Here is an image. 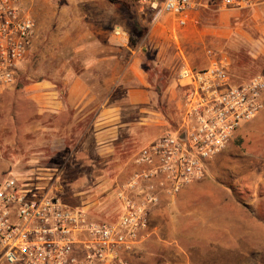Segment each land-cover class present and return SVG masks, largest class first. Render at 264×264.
<instances>
[{"label":"rangeland","instance_id":"374dc122","mask_svg":"<svg viewBox=\"0 0 264 264\" xmlns=\"http://www.w3.org/2000/svg\"><path fill=\"white\" fill-rule=\"evenodd\" d=\"M21 9L36 30L13 83L0 88V178L15 176L94 221L119 217L120 167L168 128L140 143L145 124L160 113L175 120L182 68L204 69L225 57L234 82L264 80V5L201 10L198 26L186 29L169 17L153 23L131 0H22ZM134 21L144 30L140 38ZM138 75L148 94L128 95ZM172 86L177 95L166 94ZM260 131L250 148L232 141L237 152L229 164L219 161L221 171L264 175ZM234 196L231 236L218 233L215 244L200 237L185 264H264V188Z\"/></svg>","mask_w":264,"mask_h":264},{"label":"built area","instance_id":"2783aa9c","mask_svg":"<svg viewBox=\"0 0 264 264\" xmlns=\"http://www.w3.org/2000/svg\"><path fill=\"white\" fill-rule=\"evenodd\" d=\"M131 1L153 23L169 17L179 29L197 27L201 10L264 5V0ZM21 2L0 0V88L13 83L32 48L36 23ZM229 68L221 57L204 69L180 70L176 118L135 155L134 164L145 169L134 172L118 192L121 211L115 221L91 220L52 193L15 176L0 178V264H127L122 256L134 249L147 228L157 191L174 195L202 179L207 163L264 109L263 78L236 83Z\"/></svg>","mask_w":264,"mask_h":264},{"label":"crops","instance_id":"0c3cea01","mask_svg":"<svg viewBox=\"0 0 264 264\" xmlns=\"http://www.w3.org/2000/svg\"><path fill=\"white\" fill-rule=\"evenodd\" d=\"M137 80L139 85L132 87L128 95H147V89L143 87L146 86L145 81L139 75ZM165 92L167 95L168 92L169 95L178 94L173 86ZM69 96L71 98L74 95ZM80 97L84 99L87 95ZM105 110V107L98 109V117L101 114L105 115ZM112 110L108 109L109 112ZM99 119L96 123L100 122ZM158 124L160 130H154L153 126ZM168 124L169 122L161 113L159 118H150L149 123L145 124L147 130L140 143H145L157 136ZM263 127L264 109L255 119L244 124L233 140H244L246 146L248 145L247 148H250ZM117 139L119 136L114 135L113 145L119 143V141L116 142ZM232 141L218 156L207 163L206 173L202 179L185 185L179 193L174 195L167 194L163 190L157 191V202L149 210L147 228L141 231L134 249L122 256L127 264H185L187 253L195 250L193 245L200 242V237L204 236L208 238L205 242L212 241L215 244L218 233L231 236V231L227 232V229L233 227L231 211L233 204L237 203L234 194L237 192L246 196L250 192L255 195L264 188V175L251 173L237 175L231 171H221L219 161L225 159V163L229 164L228 159L237 152ZM141 168L145 169L135 165L133 161H128L124 169L120 167L119 181L121 183L116 188L117 194L129 181L131 175ZM122 178H125L123 182ZM89 218L92 220V217Z\"/></svg>","mask_w":264,"mask_h":264},{"label":"trees","instance_id":"16d2710c","mask_svg":"<svg viewBox=\"0 0 264 264\" xmlns=\"http://www.w3.org/2000/svg\"><path fill=\"white\" fill-rule=\"evenodd\" d=\"M133 31L136 36V38H140L142 34H144V30L139 27V25L134 21L133 22ZM133 43H136V39H133ZM171 125V124H169Z\"/></svg>","mask_w":264,"mask_h":264}]
</instances>
